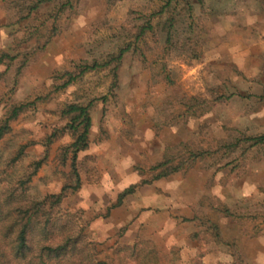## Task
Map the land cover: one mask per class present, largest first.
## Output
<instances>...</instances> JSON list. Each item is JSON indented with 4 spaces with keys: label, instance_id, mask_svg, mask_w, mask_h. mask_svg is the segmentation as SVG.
<instances>
[{
    "label": "rangeland",
    "instance_id": "obj_1",
    "mask_svg": "<svg viewBox=\"0 0 264 264\" xmlns=\"http://www.w3.org/2000/svg\"><path fill=\"white\" fill-rule=\"evenodd\" d=\"M195 1L192 19L186 14L177 28L179 49L165 51L162 33L147 35L141 45L147 63L127 53L113 94L105 70L57 88L79 61L115 51L140 22L138 13L147 14L163 0H77L56 26L49 15L53 4L23 19L0 3V53L25 62L18 75V60L0 66V118L14 103L48 95L21 113L0 141V203L5 186H17L26 167L44 153L46 136L66 122L60 108L98 98L90 146L80 155L82 187L60 207L83 225L91 257L108 264H233L234 239L244 263L264 264V147L244 160L215 151L214 157L138 185L117 204L121 191L149 177L151 165L184 147L216 150L238 132H264V98L258 97L264 88V0ZM220 92L228 97L218 99ZM70 141L65 133L51 143L27 183V197L46 198L68 181L62 148ZM21 146L22 159L10 162ZM48 205L56 218V206ZM222 207L243 217L233 220L217 210ZM200 211L223 240L193 236L200 225L191 218ZM5 241L0 233V243Z\"/></svg>",
    "mask_w": 264,
    "mask_h": 264
},
{
    "label": "trees",
    "instance_id": "obj_2",
    "mask_svg": "<svg viewBox=\"0 0 264 264\" xmlns=\"http://www.w3.org/2000/svg\"><path fill=\"white\" fill-rule=\"evenodd\" d=\"M77 0H0V3H6L11 9H14L19 17L23 19L38 12L44 6L53 4L54 11L51 15L53 25L63 12L73 8V2ZM115 0H109V3ZM196 4H202L203 0H196ZM192 0H163L162 4L152 9L147 14L138 13L140 22L133 25L134 30L131 36L124 40L115 51L108 52L104 56L94 57L91 60H82L76 63L73 71L64 73L65 80L58 85L59 89H64L85 73L90 71L105 70L110 75L111 81L108 86V93L113 94L118 88L119 69L127 53L132 52L140 56L145 63L146 55L142 48V43L146 42L147 35L152 37L162 33L164 36L163 48L165 51L179 49L176 44L180 34L177 28L182 21V17L193 14ZM136 17V18H137ZM192 19V17H191ZM52 25V26H53ZM53 33H50V36ZM156 38V37H155ZM18 60V56L8 52L0 53V66L13 65ZM17 75L25 65L24 60H18ZM150 65V64H149ZM164 78L169 80V75ZM228 97L225 92L217 95L218 99ZM258 97L264 98L263 92ZM48 95H36L32 98L21 100L11 105L4 115L0 118V141L12 130V122L28 108H36L37 103L46 100ZM98 98H89L84 101H74L64 104L60 108V115L66 118L62 128L55 129L46 136L43 141L44 153L42 156L33 160L19 177L17 186L9 189L5 186L4 200L0 203V233L6 237L4 243H0V264H108L102 260H95L88 253L86 245V236L83 233V225H76L70 214L60 209L61 204L69 195L75 194L82 187V176L79 168L80 155L90 146V131L92 127L91 111ZM101 100L105 102L106 96ZM190 107V105H189ZM69 134L71 141L62 148L63 163L70 167L68 172V181L55 194L46 196V198H30L25 195L27 183L37 173L47 158L51 143L64 135ZM264 147V132L248 134L238 132L227 141L223 142L216 150L213 149H192L184 147L177 156L165 157L164 159L150 166V175L143 178L141 182L132 184L121 191L117 198V204L121 203L123 198L134 192L138 185L151 182L159 178L177 173L183 169L191 167L197 161L207 156L214 157L215 151L222 150L224 154L235 155L238 160H244L251 150ZM24 146L18 150V153L10 160L18 162L24 155ZM176 158L178 159L177 161ZM20 190L19 198L14 199L16 191ZM50 203L56 207V218H51L50 210L46 208ZM216 209V208H215ZM233 220H240L243 214L233 212L226 207L218 208ZM46 214L45 219L35 220L39 214ZM50 212V213H49ZM200 225V230L193 236L200 241L201 236H208L214 241L223 240L222 233L218 226L207 215L200 211L192 216ZM42 221V222H41ZM233 255V264H246L239 245L233 239L230 244ZM9 253V254H8ZM203 256L198 254L199 259ZM117 264L118 261L116 260Z\"/></svg>",
    "mask_w": 264,
    "mask_h": 264
}]
</instances>
